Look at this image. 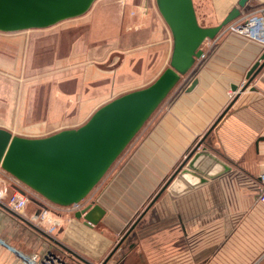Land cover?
I'll return each instance as SVG.
<instances>
[{"label":"crops","instance_id":"crops-1","mask_svg":"<svg viewBox=\"0 0 264 264\" xmlns=\"http://www.w3.org/2000/svg\"><path fill=\"white\" fill-rule=\"evenodd\" d=\"M154 5L155 18L149 33L144 32L147 27L143 25L136 27V35L147 33L146 39H132L130 44L125 36L126 40L108 43L104 39L103 52L89 50L86 63L80 66L84 68L82 74L75 70L72 77L55 80V87L68 81H74L77 89L90 87L92 91L84 100L94 104L91 115L114 97L154 81L168 66L173 47L171 33L155 0ZM232 8H222L214 21L203 24L196 8L195 11L199 24L208 27L219 24ZM261 9L264 0H249L240 10L241 16ZM82 40L90 39L85 35ZM201 49L204 56L196 60L153 113L150 129L134 150L92 200L89 194L81 202L82 207L95 202L105 209L100 222L88 227L82 219L75 218L74 212L73 221L66 224L64 214H48L43 217L44 233L59 226L53 232L59 236H54L56 241L75 254L96 261L111 247L113 236L138 215L145 201L153 199L152 205L142 210L134 229L138 244L129 246L135 249L138 263L264 264V206L256 201L258 175L264 172V66L250 81L246 78L249 69L261 63L264 47L223 29L214 40L205 41ZM194 79L196 85L187 91ZM90 115L78 114L77 124L59 128L55 125L47 133L37 132L40 126H35L37 134L26 136L43 137L76 128ZM205 136L197 151L207 147L230 166V171L178 195L168 189L160 192ZM31 195L35 209L27 203L19 217L6 210L4 201L0 202L6 208L0 206V264H22L8 247L25 255L42 254L56 247L34 229H40L32 222L41 219L37 216L41 200ZM141 239L145 241L142 245Z\"/></svg>","mask_w":264,"mask_h":264},{"label":"water","instance_id":"water-1","mask_svg":"<svg viewBox=\"0 0 264 264\" xmlns=\"http://www.w3.org/2000/svg\"><path fill=\"white\" fill-rule=\"evenodd\" d=\"M95 1L0 0V32L47 29L83 16ZM248 1L238 0L237 7H233L219 24L205 27L198 22L193 0H155L157 11L167 25L173 42L169 64L158 77L145 87L104 103L76 128L62 129L43 137L13 135L0 128V168L51 204L67 207L84 201L171 90L201 58L202 44L214 40L227 25L237 20L241 16L240 10L245 8ZM260 61L249 69L246 76L248 81L264 66V52ZM196 82L194 79L187 91ZM205 138L189 151L160 192L168 189L172 195H178L230 171V166L207 147L203 146L197 151ZM152 201L146 209L152 205ZM0 206L5 208L1 203ZM6 210L19 217L8 208ZM105 212L103 207L93 202L76 211L74 216L82 219L86 226L93 227ZM142 213L119 243L133 231ZM26 224L34 227L28 222ZM34 229L84 264H90L42 230ZM116 249L117 246L102 264ZM46 255L65 264L51 249L46 251L45 258Z\"/></svg>","mask_w":264,"mask_h":264},{"label":"rangeland","instance_id":"rangeland-1","mask_svg":"<svg viewBox=\"0 0 264 264\" xmlns=\"http://www.w3.org/2000/svg\"><path fill=\"white\" fill-rule=\"evenodd\" d=\"M193 4L199 13V20L203 24L207 20L214 21L222 8L225 10L231 6L237 7V0H193ZM155 12L154 0H96L83 16L60 22L47 29L16 33L0 32V126L13 135L27 137L26 135L36 133L34 132L35 126H40L36 130L37 132L47 133L46 131L55 125L59 128L77 124L79 122L78 114L90 115L94 104H91L89 100L86 102L84 98L92 89L88 86L74 88V81H68L60 88H56L55 80L62 77L70 78L75 70L82 74L84 68L80 66L86 63L85 58H88L89 50H95L97 53L103 52L108 40H126L123 38L125 36L130 44L133 42L132 39H146L147 33L136 35L138 30L136 27L143 25L147 27V31L144 32L149 33ZM125 19L129 21V24ZM85 35H88L89 41L82 40ZM93 60L95 61V59ZM135 69H139V66ZM112 94L115 95V92ZM114 95L111 96L114 97ZM53 116L58 119H52ZM151 123L152 116L126 146L99 183L104 182L100 186L98 183L90 192L91 200L93 194L100 191L102 185L134 150L146 131L150 129ZM1 179L8 186V174L1 172ZM31 201L32 198L29 197L28 204L30 203L29 206L35 209L36 206ZM149 203L150 199L146 200L143 204L144 207H140L137 211L138 215H134L133 219L124 226V229L113 236L111 247L96 261L80 257L86 261L89 260L90 264H102L109 256V252L117 246V249L104 264H140L137 261L139 257L135 249L129 248L131 243L138 242L136 230H134L136 226L123 241L120 243L119 241ZM38 211L40 212V209ZM48 214L55 216L64 214L66 224H69L73 221L74 213L68 208L54 206V208L48 209ZM37 222L32 223L43 230L46 225L45 220L40 219ZM58 227L53 226L54 229L50 228L47 231L54 240L56 237L59 238L57 234H54ZM144 242L141 239L139 243L142 245ZM51 252L65 264H84L60 247H54ZM48 256L53 258L51 255ZM54 264L62 263L56 260Z\"/></svg>","mask_w":264,"mask_h":264},{"label":"built area","instance_id":"built-area-1","mask_svg":"<svg viewBox=\"0 0 264 264\" xmlns=\"http://www.w3.org/2000/svg\"><path fill=\"white\" fill-rule=\"evenodd\" d=\"M224 29L250 41L258 43L264 47V9L241 16L237 20L227 25ZM203 56L204 55L202 54L201 58ZM1 172L4 171L0 168V202L4 201L3 203L5 206L11 212L17 215H23L26 205L29 201V197L33 198L31 195L32 193L41 200L40 212L37 215L41 216V219L47 216L48 209L54 208V206L68 208L73 213L82 208L81 203L67 207L51 204L9 174V184L7 186L5 185L4 180L1 179ZM257 184L258 191L256 201L264 206V172L258 175ZM8 187L11 189V192L7 190ZM6 191H8V193H6ZM8 249L17 260L21 261L22 264H54L56 261L48 255H46L47 258H45L46 252L42 254L33 253L31 255H25L19 251L11 249L10 247H8Z\"/></svg>","mask_w":264,"mask_h":264}]
</instances>
